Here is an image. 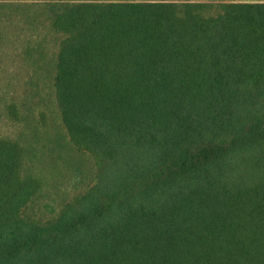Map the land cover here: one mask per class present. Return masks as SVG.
<instances>
[{"label": "trees", "instance_id": "obj_1", "mask_svg": "<svg viewBox=\"0 0 264 264\" xmlns=\"http://www.w3.org/2000/svg\"><path fill=\"white\" fill-rule=\"evenodd\" d=\"M247 1L0 0L33 72L1 101L0 264H264V0Z\"/></svg>", "mask_w": 264, "mask_h": 264}, {"label": "rangeland", "instance_id": "obj_2", "mask_svg": "<svg viewBox=\"0 0 264 264\" xmlns=\"http://www.w3.org/2000/svg\"><path fill=\"white\" fill-rule=\"evenodd\" d=\"M204 2L205 0H194ZM245 2V0H243ZM32 2V1H30ZM249 3H257L258 0H248ZM29 3V2H27ZM24 8V7H23ZM5 19V18H4ZM6 20V19H5ZM0 21V136L13 133V126L1 116L4 104L1 101L5 95L10 100H18L24 97L30 90L29 82L32 79V68L28 66L22 56L23 47L32 33L28 26L18 18ZM42 34L45 30L42 29ZM50 45L55 43L48 37Z\"/></svg>", "mask_w": 264, "mask_h": 264}]
</instances>
